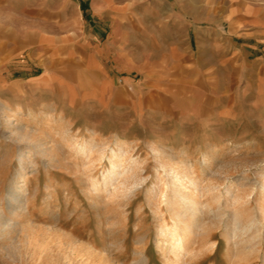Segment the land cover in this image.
I'll return each mask as SVG.
<instances>
[{
	"label": "rangeland",
	"instance_id": "374dc122",
	"mask_svg": "<svg viewBox=\"0 0 264 264\" xmlns=\"http://www.w3.org/2000/svg\"><path fill=\"white\" fill-rule=\"evenodd\" d=\"M116 2L118 40L128 55L123 43L141 38L143 19L196 25L205 52L234 24L244 41L242 20L262 17L264 8V0ZM7 5L0 0V212L16 222L0 231V264H56L57 250L40 258L39 245L56 248L61 238L96 250L92 264H264V239L257 251L250 237L239 242L231 233L236 211L244 223L264 215V50L246 57L236 49L230 64L219 47L218 62L204 57L195 72L178 64L160 75L125 73L104 95L96 86L112 60L94 69L82 43H20L3 23ZM151 90L155 104L147 106ZM20 147L29 152L28 181L9 208ZM173 179L202 203L197 234L181 253L170 244L173 219L163 201Z\"/></svg>",
	"mask_w": 264,
	"mask_h": 264
},
{
	"label": "crops",
	"instance_id": "0c3cea01",
	"mask_svg": "<svg viewBox=\"0 0 264 264\" xmlns=\"http://www.w3.org/2000/svg\"><path fill=\"white\" fill-rule=\"evenodd\" d=\"M249 11L251 15L255 9ZM259 12L262 16L260 18L242 20L243 28L249 31L248 35L245 32L247 36L243 37L244 41H240L242 37L234 32L237 29L241 33L240 27L234 24V31H228L226 40L211 39L210 51L205 52L201 31L196 25L178 20L167 26L160 23V20L151 21L148 18L146 21L143 19L146 23L142 25L145 30L141 38L137 33L136 41L132 39L130 43H123L125 46L129 44L131 48L130 55L124 54L121 50L122 42L118 40L115 17L119 13L116 0H8L3 23L20 34V43H82L90 67L94 69L98 68V64L112 60V68L109 71L103 70L96 86L100 94L106 95L111 88L116 87L117 82H123L120 76L125 73H150L154 70L160 75L177 69L178 64L191 65L195 72V69H201L197 65L202 64L203 58L209 56L208 62L214 64L218 62L216 49L219 47L223 48L221 57H225L226 63L230 64H234L238 52L246 57L254 53L259 55L264 50L261 37L264 33V8ZM134 28L133 25L132 30ZM236 49L239 51L235 52ZM121 59L129 60L125 62L128 64L122 65L119 62ZM162 64H168V67ZM129 65L132 66L130 72L127 69ZM124 78L125 83L131 80ZM164 87L171 89L175 86L164 84ZM147 93V106L154 105V99L151 98L155 92L151 90Z\"/></svg>",
	"mask_w": 264,
	"mask_h": 264
},
{
	"label": "bare ground",
	"instance_id": "6f19581e",
	"mask_svg": "<svg viewBox=\"0 0 264 264\" xmlns=\"http://www.w3.org/2000/svg\"><path fill=\"white\" fill-rule=\"evenodd\" d=\"M1 109H2V107H1ZM22 133L18 134V138H22L24 136ZM30 145L31 146L33 145L36 148V149H34L35 151L41 149L35 143L30 144ZM79 146H84V143H79L78 147ZM20 148L21 149H20V152L18 155V157H20V160H19L20 169L19 170L17 169L18 170V177H17L16 183L10 186V188H9L10 190L6 195V198H7L6 201H7L9 208H11L16 202L20 201V199L22 198V194L26 190L25 185L28 181L27 172H26V168H25V160H26L29 152L27 153L25 151V149H22V147H20ZM112 149L114 151L116 150L114 147ZM152 149L155 150V146H153ZM32 154H36V153H32ZM117 167H119V160H116V158H114L112 161V169H116ZM187 180L189 181V183L191 185H193L195 188H197L198 184L194 181V179L188 178ZM170 181H171L170 182L171 185L169 183L168 184L171 187L168 186L169 187L168 189L171 190V194L168 193L169 195L164 196V199H163L165 204L167 203V205H168L167 207H169V212H171L172 219H173V225L170 226V227H172V230L169 231L170 233L168 234V237L170 239V244L172 245L173 248L176 249L175 251L180 252V251H185L189 247L190 243L192 242V238L194 237L195 234H197V229L199 227L197 220H198L200 213H201L200 208L202 207V203L197 198H195L193 194H189L186 192V185L184 183V180L177 179V181H175L173 179ZM127 187H128V185H127ZM216 202L218 204L217 210L220 211V209H221L220 199ZM210 207H211V205H207V208H210ZM211 210L213 211L214 209H210V213H211ZM243 213H244V211H243ZM233 215H234V224H235V226H234V228H232V232H231L233 239L237 240V241H239V240L242 241L244 238L250 237V242L252 243V247H255V249H257V251L260 250L262 248L261 247L262 240L264 239V215L261 214L260 218H258V219L253 217V219H250L246 223H244L245 220L241 221L239 219V216L241 217V215H239V213L237 211ZM220 216H221V214H220ZM246 219H248V218H246ZM13 222H16L15 219L8 218L5 216V214L3 212H0V225H1L0 231L1 232L7 231L10 227H12V229H14L13 228V225H14ZM230 226H231V224H230ZM17 227H15V228H17ZM225 233H229V230L227 229L225 231ZM29 234L27 235V237L29 239V243L33 244V237L30 236ZM58 238L56 240L60 239V238L59 239ZM46 240L49 241L48 239H46ZM43 242H44V240H43ZM48 243L49 242H47V244L46 243L44 244L42 242L40 243V245H39L40 248L44 249V250H41L40 258L45 257V255L46 256L49 255V253H52V255H54L55 254L54 252H56V250H57V255L54 256V257L57 256L56 257V264H71L73 262L74 258H78V257L79 258L81 257V259H80L81 264H92V263H94V259L97 256L96 250H88L87 246H84V245L80 246L81 243L79 244L77 239L75 240L72 238L68 241H65L61 238L59 241L56 242V246H55L56 248H54V246H52V245L48 246ZM248 243H249V241H248ZM87 253H88V255H87L88 257L84 258V256ZM101 256H102V254H101ZM103 257H105V256L103 255ZM99 259H100V257H99ZM103 260H105V259H103Z\"/></svg>",
	"mask_w": 264,
	"mask_h": 264
}]
</instances>
